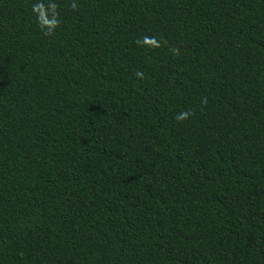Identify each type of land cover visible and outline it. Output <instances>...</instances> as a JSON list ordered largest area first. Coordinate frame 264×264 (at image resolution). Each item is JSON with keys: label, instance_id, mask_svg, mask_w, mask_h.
<instances>
[{"label": "trees", "instance_id": "16d2710c", "mask_svg": "<svg viewBox=\"0 0 264 264\" xmlns=\"http://www.w3.org/2000/svg\"><path fill=\"white\" fill-rule=\"evenodd\" d=\"M54 2L0 0V264H264V0Z\"/></svg>", "mask_w": 264, "mask_h": 264}, {"label": "clouds", "instance_id": "9594fccd", "mask_svg": "<svg viewBox=\"0 0 264 264\" xmlns=\"http://www.w3.org/2000/svg\"><path fill=\"white\" fill-rule=\"evenodd\" d=\"M71 8L73 11L78 10V6L75 0H72ZM32 13L36 17V23L38 27L41 29L45 36H53L56 32V29L60 26V19H59V12H58V5L54 2V0H47V3L44 0H36V3L31 5ZM137 46H143L148 48L158 49L160 48L161 42L156 37H150L145 35L142 39H138L135 41ZM174 55L179 56L180 51L178 48L171 49ZM137 78L144 79L143 73L137 71L135 73ZM202 103L206 104L207 99L204 98ZM194 113L190 111H183L177 114L176 119L178 121H185L189 119Z\"/></svg>", "mask_w": 264, "mask_h": 264}]
</instances>
